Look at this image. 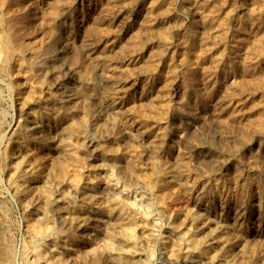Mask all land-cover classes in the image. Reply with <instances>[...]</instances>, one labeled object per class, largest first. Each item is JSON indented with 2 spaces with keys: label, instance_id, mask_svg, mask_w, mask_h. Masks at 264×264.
Here are the masks:
<instances>
[{
  "label": "rangeland",
  "instance_id": "rangeland-1",
  "mask_svg": "<svg viewBox=\"0 0 264 264\" xmlns=\"http://www.w3.org/2000/svg\"><path fill=\"white\" fill-rule=\"evenodd\" d=\"M3 1L0 251L6 263L264 264V1ZM61 1L70 7L60 9ZM195 1L196 12L182 7ZM82 134L90 138L83 146ZM166 249L172 258L164 257Z\"/></svg>",
  "mask_w": 264,
  "mask_h": 264
},
{
  "label": "bare ground",
  "instance_id": "bare-ground-1",
  "mask_svg": "<svg viewBox=\"0 0 264 264\" xmlns=\"http://www.w3.org/2000/svg\"><path fill=\"white\" fill-rule=\"evenodd\" d=\"M4 1H5V0H4ZM4 1H3V2H4ZM181 1H182V0H181ZM190 1H191V0H190ZM193 1H194V0H193ZM209 1H210V0H209ZM223 1H224V0H223ZM238 1H239V0H238ZM263 1H264V0H263ZM1 2H2V1H1ZM1 2H0V3H1ZM74 2H75V1H74ZM146 2H147V1H146ZM170 2H171V1H170ZM226 2H227V1H226ZM253 2H254V1H253ZM168 3H169V2H168ZM221 3H222V2H221ZM221 3H219V4H221ZM256 3H257V2H256ZM78 4H79V3H78ZM86 4H87V3H86ZM141 4H142V3H141ZM141 4H140V5H141ZM205 4H206V3H205ZM209 4H210V3H209ZM22 5H23V4H22ZM24 5H26V4H24ZM58 5H59L60 9H65V8L70 7V3H69L68 1H63V2L61 1ZM71 5H72V4H71ZM83 5H84V4H83ZM153 5H154V7L157 6V4H156V5L153 4ZM165 5H166V4H165ZM165 5H164V6H165ZM240 5H242V3H241ZM13 6H14V5H13ZM13 6H12V7H13ZM19 6H20V5H19ZM27 6H28V5H27ZM29 6H30V5H29ZM142 6H143V5H142ZM161 6H162V5H161ZM161 6H160V7H161ZM197 6H198V4H197V2L195 1V2H185V3H184V6H182V7H184V8H185L186 10H188V11H192V10H195ZM209 6H210V5H209ZM220 6H221V5H220ZM227 6H228V5H227ZM233 6H234V5H233ZM22 7H23V6H22ZM96 7H97V6H96ZM125 7H126V6H125ZM230 7H231V6H230ZM237 7H238V6H237ZM243 7H244V6H243ZM263 7H264V6H263ZM98 8H99V7H98ZM161 8H162V7H161ZM164 8H165V7H164ZM208 8H209V7H208ZM216 8H217V7H216ZM221 8H222V7H221ZM0 9H1V8H0ZM21 9H22V8H21ZM222 9H223V8H222ZM249 9H250V8H249ZM14 10H15V9H14ZM16 10H17V9H16ZM41 10H42V9H41ZM119 10H120V9H119ZM127 10H128V9H127ZM156 10H157V9H156ZM236 10H237V8H236ZM238 10H239V9H238ZM251 10H252V9H251ZM82 11H83V10H82ZM82 11H81V12H82ZM85 11H86V10H85ZM207 11H208V10H207ZM222 11H223V10H222ZM245 11H246V10H245ZM254 11H255V10H254ZM257 11H258V10H257ZM261 11H262V10H261ZM3 12H4V11H3ZM8 12H10L9 9H8ZM26 12H27V11H26ZM30 12H31V11H30ZM144 12H145V11H144ZM169 12H170V11H169ZM193 12H194V11H193ZM195 12H196V10H195ZM211 12L214 13L213 11H211ZM232 12H233V11H232ZM241 12H242V11H241ZM10 13H11V12H10ZM12 13H13V11H12ZM16 13H17V12H16ZM77 13H78V12H77ZM95 13H96V12H95ZM130 13H131V12H130ZM150 13H151V12H150ZM153 13H154V12H153ZM218 13H219V12H218ZM250 13H251V12H250ZM5 14H6V13H5ZM84 14H85V13H84ZM207 14H209V13H207ZM8 15H9V14H8ZM76 15H77V14H76ZM91 15H92V14H91ZM113 15H114V14H113ZM164 15H165V14H164ZM187 15H188V14H187ZM221 15H222V13H221ZM228 15H229V17H230V14H228ZM248 15H249V14H248ZM251 15H252V14H251ZM259 15H260V14H259ZM56 16H57V15H56ZM59 16H60V15H59ZM77 16H78V15H77ZM158 16H159V15H158ZM158 16H157V17H158ZM183 16H184V15H183ZM188 16H189V15H188ZM209 16H210V14H209ZM231 16H232V15H231ZM5 17H6V16H5ZM91 17H92V16H91ZM116 17H117V16H116ZM168 17H169V16H168ZM200 17H201V16H200ZM202 17H203V16H202ZM244 17H245V16H244ZM63 18H65V17H63ZM102 18H103V17H102ZM107 18H108V17H107ZM130 18H131V17H130ZM178 18H179V17H178ZM189 18H190V17H189ZM195 18H196V17H195ZM195 18H193V19L195 20ZM223 18H224V17H223ZM233 18H234V17H233ZM255 18H256V17H255ZM255 18H254V19H255ZM2 19H3V18H2ZM84 19H85V18H84ZM110 19H111V18H110ZM116 19H117V18H116ZM116 19H115V20H116ZM122 19H123V18H122ZM153 19H154V18H153ZM153 19H152V20H153ZM191 19H192V18H191ZM231 19H232V18H231ZM236 19H237V18H236ZM5 20H6V19H5ZM45 20H46V19H45ZM78 20H79V19H78ZM103 20H104V19H103ZM149 20H150V19H149ZM177 20H178V19H177ZM186 20H187V19H186ZM244 20H245V19H244ZM41 21H42V20H41ZM79 21H80V20H79ZM117 21H118V20H117ZM122 21H123V20H122ZM173 21H174V20H173ZM179 21H180V20H179ZM183 21H184V20H183ZM231 21H232V20H231ZM239 21H240V18H239ZM83 22H84V21H83ZM90 22H91V21H90ZM113 22H114V21H113ZM131 22H132V21H131ZM145 22H146V21H145ZM191 22H192V21H191ZM229 22H230V21H229ZM52 23H53V22H52ZM52 23H51V24H52ZM79 23H81V22H79ZM87 23H88V22H87ZM182 23H183V22H182ZM186 23H187V22H186ZM253 23H254V22H253ZM43 24H44V23H43ZM46 24H47V23H46ZM51 24H50V25H51ZM73 24H74V23H73ZM85 24H86V23H85ZM110 24H111V23H110ZM184 24H185V23H184ZM201 24H202V23H201ZM228 24H229V23H228ZM232 24H233V23H232ZM249 24H250V23H249ZM66 25H67V24H66ZM74 25H75V24H74ZM137 25H138V24H137ZM197 25H198V24H197ZM218 25H219V24H217L216 27H217ZM239 25H240V24H239ZM255 25H256V24H255ZM255 25H254V26H255ZM46 26H48V25H46ZM63 26H64V25H63ZM109 26H110V25H109ZM153 26H154V25H153ZM159 26H160V25H159ZM198 26H199V25H198ZM205 26H206V25H205ZM224 26H225V24H224ZM249 26H250V25H249ZM56 27H57V26H56ZM71 27H72V26H71ZM118 27H119V26H118ZM186 27H187V26H186ZM211 27H212V26H211ZM237 27H238V26H237ZM247 27H248V26H247ZM256 27H257V26H256ZM262 27H263V26H262ZM262 27H261V28H262ZM65 28H66V26H65ZM148 28H149V27H148ZM179 28H180V27H179ZM187 28H188V27H187ZM214 28H215V27H214ZM219 28H220V27H219ZM42 29H43V28H42ZM47 29H48V28H47ZM53 29H54V28H53ZM113 29H114V28H113ZM124 29H125V28H124ZM146 29H147V28H146ZM149 29H150V28H149ZM149 29H148V31H149ZM153 29H154V28H153ZM155 29H156V28H155ZM158 29H159V28H158ZM166 29H167V28H166ZM192 29H193V27H192ZM192 29H191V30H192ZM237 29H238V28H237ZM254 29H255V28H254ZM3 30H4V29H3ZM71 30H72V29H71ZM71 30H70V31H71ZM130 30H131V29H130ZM141 30H143V29H141ZM204 30H205V29H204ZM212 30H213V29H212ZM230 30H231V29H230ZM260 30H261V29H260ZM260 30H259V31H260ZM4 31H5V30H4ZM20 31H21V30H20ZM48 31H49V29H48ZM64 31H65V30H64ZM159 31H160V30H159ZM161 31H162V30H161ZM165 31H166V30H165ZM168 31H169V30H168ZM181 31H182V30H181ZM181 31H179V32H181ZM236 31H237V30H236ZM239 31H240V30H239ZM239 31H238V32H239ZM256 31H257V30H256ZM42 32H43V31H42ZM75 32H76V31H75ZM192 32H193V31H192ZM197 32H198V31H197ZM201 32H202V31H201ZM208 32H209V31H208ZM232 32H233V31H232ZM111 33H112V32H111ZM119 33H120V32H119ZM141 33H144V31H143V32L141 31ZM151 33H152V32H151ZM161 33H163V31H162ZM164 33H165V32H164ZM195 33H196V32H195ZM229 33H231V32H229ZM240 33H241V32H240ZM112 34H114V33H112ZM126 34H127V33H126ZM144 34H145V33H144ZM156 34H157V33H156ZM206 34H207V33H206ZM231 34H232V33H231ZM257 34H258V33H257ZM259 34H260V33H259ZM67 35H68V34H67ZM150 35H152V34H150ZM157 35H158V34H157ZM162 35H164V34H162ZM170 35H171V34H170ZM212 35H213V34H212ZM224 35H225V34H224ZM131 36H132V35H131ZM142 36H143V34H142ZM160 36H161V34H160ZM206 36H207V35H206ZM213 36H214V35H213ZM216 36H217V35H216ZM232 36H233V35H232ZM46 37H47V36H46ZM119 37H120V36H119ZM155 37H156V36H155ZM155 37H154V35H153V38H155ZM168 37H169V36H168ZM170 37H171V36H170ZM226 37H227V36H226ZM256 37H257V36H256ZM134 38H135V37H134ZM150 38H151V37H150ZM153 38H151V39H153ZM161 38H162V37H161ZM163 38H164V37H163ZM163 38H162V39H163ZM192 38H193V37H192ZM200 38H202V37L200 36ZM251 38H252V37H251ZM159 39H160V38H159ZM222 39H223V38H222ZM227 39H228V38H227ZM9 40H11V39H10V36L7 35V41H9ZM64 40H65V39H64ZM106 40H107V39H106ZM106 40H105V42H106ZM139 40H140V39H139ZM145 40H146V39H145ZM145 40H143V41H145ZM149 40H150V39H149ZM164 40H165V39H164ZM181 40H182V39H181ZM218 40H219V39H218ZM256 40H257V39H256ZM262 40H263V39H262ZM108 41H109V40H108ZM118 41H119V40H118ZM172 41H173V40H172ZM199 41H200V39H199ZM220 41H221V40H220ZM236 41H237V40H236ZM238 41H239V40H238ZM251 41H252V40H251ZM263 41H264V40H263ZM75 42H77V41H75ZM170 42H171V41H170ZM188 42H189V41H188ZM207 42H208V41H207ZM7 43H8V42H7ZM12 43H13V42H12ZM102 43H103V42H102ZM120 43H121V42H120ZM129 43H130V42H129ZM165 43H166V42H165ZM222 43H223V42H222ZM226 43H227V42H226ZM10 44H11V43H10ZM13 44H14V43H13ZM115 44H116V42H115ZM175 44H176V43H175ZM142 45H143V44H142ZM214 45H215V44H214ZM248 45H250V44H248ZM259 45H260V43H259ZM9 46H10V45H9ZM12 46H13V45H12ZM126 46H127V45H126ZM138 46H139V45H138ZM146 46H147V44H146ZM175 46H176V45H175ZM212 46H213V45H212ZM226 46H227V45H226ZM260 46H261V45H260ZM115 47H116V46H115ZM171 47H172V46H171ZM202 47H203V45H202ZM206 47H207V46L205 45V49H206ZM224 47H225V45H224ZM261 47H263V46H261ZM7 48H8V47H7ZM62 48H63V47H62ZM94 48H95V47H94ZM123 48H125V47L123 46ZM130 48H131V47H130ZM138 48H139V47H138ZM217 48H218V47H217ZM254 48H255V47H254ZM68 49H69V48H68ZM211 49H212V48H211ZM59 50H60V49H59ZM83 50H84V49H83ZM209 50H210V49H209ZM258 50H259V49H258ZM263 50H264V49H262V51H263ZM64 51H65V50H64ZM123 51H124V50H123ZM128 51H129V50H128ZM133 52H134V51H133ZM143 52H144V51H142V53H143ZM256 52H257V51H256ZM61 53H62V51H61ZM120 53H121V52H120ZM213 53H214V52H213ZM216 53H217V52H216ZM218 53H219V52H218ZM251 53H252V52H251ZM133 54H134V53H133ZM136 54H137V53H136ZM204 54H205V53H204ZM255 54H256V53H255ZM255 54H254V55H255ZM261 54H262V56H263V53H261ZM261 54H260V55H261ZM51 55H52V54H51ZM125 55H126V54H125ZM201 55H202V54H201ZM221 55H222V54H221ZM49 56H50V55H49ZM146 56H147V55H146ZM199 56H200V55H199ZM204 56H205V55H204ZM224 56H225V55H224ZM230 56H231V55H230ZM245 56H246V55H245ZM117 57H118V56H117ZM138 57H139V56H138ZM29 58H30V57H29ZM221 58H222V57H221ZM258 58H259V56H258ZM261 58H262V57H261ZM52 59H53V58H52ZM57 59H58V58H57ZM244 59H245V58H244ZM252 59H253V58H252ZM256 59H257V58H256ZM107 60H108V59H107ZM125 60H126V59H125ZM125 60H124V61H125ZM128 60H129V59H128ZM136 60H137V59H136ZM151 60H152V59H151ZM154 60H155V59H154ZM177 60H178V59H177ZM203 60H204V59H203ZM50 61H51V60H50ZM121 61H122V60H121ZM190 61H191V60H190ZM190 61H189V62H190ZM241 61H242V60H241ZM260 61H261V60H260ZM34 62H35V61H34ZM116 62H117V61H116ZM142 62H143V61H142ZM148 62H150V61H148ZM184 62H185V61H184ZM233 62H234V61H233ZM243 62H244V61H243ZM247 62H248V61H247ZM249 62H250V61H249ZM102 63H103V62H102ZM179 63H181V62H179ZM196 63H197V62H196ZM259 63H260V62H259ZM259 63H258V64H259ZM53 64H54V63H53ZM53 64H52V65H53ZM125 64H126V63H125ZM183 64H184V63H183ZM186 64H187V63H186ZM240 64H241V63H240ZM252 64H253V63H252ZM57 65H58V64H57ZM57 65H56V66H57ZM263 65H264V64H263ZM181 66H182V65H181ZM192 66H193V65H192ZM210 66H211V65H210ZM76 67H77V66H76ZM213 67H214V66H213ZM219 67H220V66H219ZM120 68H121V67H120ZM132 68H133V67H132ZM209 68H210V67H209ZM211 68H212V67H211ZM259 68H260V66H259ZM261 68H262V67H261ZM63 69H64V68H63ZM178 69H179V68H178ZM181 69H182V68H181ZM57 70H58V69H57ZM70 70H71V69H70ZM117 70H118V69H117ZM117 70H116V71H117ZM119 70H120V69H119ZM134 70H135V69H134ZM208 70H209V69H208ZM253 70H254V69H253ZM256 70H257V69H256ZM39 71H40V70H39ZM116 71H115V72H116ZM123 71H124V70H123ZM178 71H179V70H178ZM183 71H184V70H183ZM216 71H217V69H216ZM223 71H224V70H223ZM260 71H262V70H260ZM108 72H109V71H108ZM127 72H128V71H127ZM139 72H140V71H139ZM176 72H177V71H176ZM256 72H257V71H256ZM258 72H259V71H258ZM54 73H55V71L53 72V74H54ZM111 73H112V72H111ZM184 73H185V72H184ZM206 73H207V72H206ZM232 73H233V71H232ZM207 74H208V73H207ZM137 75H138V74H137ZM139 75H140V74H139ZM217 75H218V74H217ZM253 75H255V74H253ZM53 76H54V75H53ZM55 76H56V75H55ZM106 76H107V75H106ZM128 76H129V75H128ZM133 76H135V75H133ZM181 76H182V75H181ZM213 76H214V75H213ZM218 76H219V75H218ZM226 76H227V75H226ZM233 76H234V75H233ZM109 77H110V76H109ZM155 77H156V76H155ZM175 77H177V76H175ZM224 77H225V76H224ZM254 77H256V76H254ZM111 78H112V77H111ZM206 78H207V77H206ZM243 78H244V77H243ZM243 78H242V79H243ZM247 78H248V77H247ZM62 79H63V78H62ZM106 79H107V78H106ZM109 79H110V78H109ZM112 79H113V78H112ZM173 79H175V78L173 77ZM182 79H183V77H182ZM185 79H186V78H185ZM223 79H224V78H223ZM242 79H241V80H242ZM244 79H245V78H244ZM249 79H250V78H249ZM251 79H252V77H251ZM59 80H60V79H59ZM132 80H133V79H132ZM175 80H176V79H175ZM253 80H254V79H253ZM253 80H252V81H253ZM83 81H84V80H83ZM232 81H233V80H232ZM234 81H236V80H234ZM243 81H244V80H243ZM243 81H241V82L243 83ZM246 81H247V79H246ZM250 81H251V80H250ZM254 81H255V80H254ZM177 82H178V81H177ZM220 82H221V81H220ZM244 82H245V81H244ZM256 82H257V81H256ZM87 83H88V81H87ZM208 83H209V82H208ZM238 83H239V82H238ZM242 83H241V84H242ZM245 83H246V82H245ZM245 83H243V84H245ZM258 83H259V82H258ZM102 84H103V83H102ZM137 84H138V83H137ZM174 84H175V83H174ZM202 84H203V83H202ZM236 84H237V83H236ZM90 85H91V84H90ZM204 85H206V84L204 83ZM237 85H239V84H237ZM253 85H254V84H253ZM255 85H256V84H255ZM68 86H69V85H68ZM122 86H123V85H122ZM94 87H95V86H94ZM167 87H168V86H167ZM171 87H172V86H171ZM219 87H220V86H219ZM240 87H241V86H240ZM45 88H46V87H45ZM60 88H61V87H60ZM96 88H97V87H96ZM232 88H233V87H232ZM51 89H52V88H51ZM169 89H170V88H169ZM251 89H252V87H251ZM251 89H250V90H251ZM42 90H43V88H42ZM44 90H45V89H44ZM49 90H50V89H49ZM49 90H48V92H49ZM56 90H57V89H56ZM60 90H61V89H60ZM97 90H98V89H97ZM126 90H127V89H126ZM126 90H125V91H126ZM176 90H177V89H176ZM234 90H235V89H234ZM107 91H108V90H107ZM166 91H167V90H166ZM174 91H175V90H174ZM236 91H237V90H236ZM238 91H239V90H238ZM244 91H245V90H244ZM257 91H258V90H257ZM115 92H116V91H115ZM117 92H118V91H117ZM167 92H168V91H167ZM221 92H222V91H221ZM223 92H225V91H223ZM239 92H240V91H239ZM109 93H110V92H109ZM112 93H113V92H112ZM118 93H119V92H118ZM118 93H117V94H118ZM217 93H218V92H217ZM232 93H233V92H232ZM232 93H231V95H233ZM252 93H253V92H252ZM110 94H111V93H110ZM121 94H123V93H121ZM166 94H167V93H166ZM170 94H171V93H170ZM58 95H60V94H58ZM111 95H112V94H111ZM164 95H165V94H164ZM213 95H214V94H213ZM218 95H219V94H218ZM231 95H230V96H231ZM263 95H264V94H263ZM125 96H126V95H125ZM162 96H163V95H162ZM228 96H229V95H228ZM230 96H229V97H230ZM163 97H164V96H163ZM262 97H263V96H262ZM243 98H244V97H243ZM56 99H57V98H56ZM38 100H39V99H38ZM120 100H121V99H120ZM228 100H229V99H228ZM102 101H103V100H102ZM106 101H107V100H106ZM56 102H57V101H56ZM121 102H122V101H121ZM127 102H128V101H127ZM236 102H237V101H236ZM108 103H109V102H108ZM110 103H111V102H110ZM116 103H117V102H116ZM124 103H125V102H124ZM183 103H184V102H183ZM212 103H213V102H212ZM217 103H218V102H217ZM261 103H262V102H261ZM261 103H260V104H261ZM231 104H232V103H231ZM252 104H253V103H252ZM107 105H108V104H107ZM116 105H117V104H116ZM181 105H182V104H181ZM206 105H207V104H206ZM206 105H205V107H207ZM211 105H212V104H211ZM248 105H249V104H248ZM98 107H99V106H98ZM109 107H110V105H109ZM183 107H184V105H183ZM201 107H202V106H201ZM212 107H213V106H212ZM225 107H226V106H225ZM228 107H229V106H228ZM241 107H242V106H241ZM243 107H244V105H243ZM85 108H86V107H85ZM163 108H165V107H163ZM168 108H169V107H168ZM173 108H174V107H173ZM247 108H248V107H247ZM247 108H245V109H247ZM86 109H87V108H86ZM208 109H209V108H208ZM215 109H216V108H215ZM119 110H120V109H119ZM126 110H127V109H126ZM170 110H171V109H170ZM185 110H186V109H185ZM256 110H257V109H256ZM112 111H113V110H112ZM123 111H124V110H123ZM128 111H129V110H128ZM128 111H127V112H128ZM183 111H184V109H183ZM186 111H187V110H186ZM202 111H203V110H202ZM214 111H215V110H214ZM83 112H84V111H83ZM125 112H126V111H125ZM223 112H224V111H223ZM232 112H233V111H232ZM95 113H96V112H95ZM116 113H117V112H116ZM116 113H115V114H116ZM170 113H171V112H170ZM196 113H197V112H196ZM221 113H222V112H221ZM239 113H240V112H239ZM252 113H253V111H252ZM254 113H255V112H254ZM178 114H179V113H178ZM178 114H177V115H178ZM226 114H227V113H226ZM226 114H225V115H226ZM236 114H237V113H236ZM88 115H90V114H88ZM103 115H104V114H103ZM177 115H176V116H177ZM211 115H212V114H211ZM225 115H224V116H225ZM100 116H101V115H100ZM176 116H175V117H176ZM240 116H241V115H240ZM240 116H239V117H240ZM249 116H250V115H249ZM255 116H256V115H255ZM104 117H105V116H104ZM110 117H111V116H110ZM118 117H119V116H118ZM222 117H223V116H222ZM96 118H97V117H96ZM126 118H127V117H126ZM200 118H201V117H200ZM237 118H238V117H237ZM161 119H162V118H161ZM168 119H169V118H168ZM96 120H97V119H96ZM101 120H102V119H101ZM114 120H115V119H114ZM165 120H166V119H165ZM213 120H214V119H212V121H213ZM85 121H86V120H85ZM88 121H89V120H88ZM99 121H100V120H98V122H99ZM188 121H189V120H188ZM167 122H168V121H167ZM180 122H181V121H180ZM184 122H185V121H184ZM43 123H44V122H43ZM90 123H91V122H90ZM109 123H110V122H109ZM192 123H193V122H192ZM203 123H204V122H203ZM217 123H218V122H217ZM217 123H216V124H217ZM222 123H223V122H222ZM224 123H225V122H224ZM46 124H47V123H46ZM91 124H92V123H91ZM214 124H215V123H214ZM216 124H215V125H216ZM108 125H109V124H108ZM137 125H138V124H137ZM221 125H222V124H221ZM96 126H97V125H96ZM99 126H100V125H99ZM118 126H119V125H118ZM186 126H187V125H185V127H186ZM199 126H200V125H199ZM199 126H198V127H199ZM212 126H213V125H212ZM217 126H218V125H217ZM223 126H224V125H223ZM227 126H228V125H227ZM104 127H105V126H104ZM110 127H111V125H110ZM110 127H109V128H110ZM171 127H172V126H171ZM171 127H170V128H171ZM177 127H178V126H177ZM181 127H182V126H181ZM202 127H203V126H202ZM206 127H207V126H206ZM213 127H214V126H213ZM99 128H100V127H99ZM106 128H108V127L106 126ZM111 128H112V127H111ZM113 128H114V127H113ZM115 128H116V127H115ZM167 128H168V127H167ZM209 128H210V127H209ZM214 128H216V127H214ZM220 128H221V127H220ZM224 128H225V127H224ZM224 128H223V129H224ZM95 129H96V128H95ZM119 129H120V128H119ZM172 129H173V128H172ZM188 129H189V128H188ZM196 129H197V128H196ZM207 129H208V128H207ZM227 129H230V128H227ZM84 130H85V129H84ZM124 130H125V128H124ZM182 130H184V129H182ZM182 130H181V131H182ZM190 130H191V128H190ZM194 130H195V129H194ZM202 130H203V129H202ZM225 130H226V129H225ZM254 130H255V129H254ZM254 130H253V131H254ZM95 131H96V130H95ZM109 131H110V130H109ZM148 131H149V130H147V132H148ZM187 131H189V130H187ZM187 131H186V132H187ZM192 131H193V130H192ZM231 131H232V130H231ZM234 131H235V130H234ZM258 131H259V130H258ZM81 132H82V131H81ZM107 132H108V131H107ZM107 132H106V133H107ZM132 132H133V131H132ZM143 132H144V131H143ZM254 132H255V131H254ZM28 133H29V132H28ZM78 133H79V132H78ZM104 133H105V130H104ZM118 133H119V132H118ZM120 133H121V132H120ZM123 133H124V132H123ZM129 133H130V132H129ZM137 133H138V132H137ZM152 133H153V132H152ZM160 133H161V132H160ZM162 133H163V132H162ZM162 133H161V134H162ZM174 133H175V132H174ZM178 133H179V132H178ZM188 133H190V132H188ZM216 133H217V132H216ZM216 133H215V134H216ZM225 133H227V131H226ZM260 133H261V132H260ZM107 134H108V133H107ZM111 134H112V133H111ZM179 134H180V133H179ZM184 134H185V133H184ZM195 134H196V133H195ZM202 134H203V133H202ZM254 134H255V133H254ZM257 134H258V133H257ZM262 134H263V133H262ZM74 135H75V134H74ZM90 135H91V134H90ZM90 135H89V136H90ZM123 135H124V134H123ZM127 135H128V134H127ZM129 135H130V134H129ZM159 135H160V134H159ZM167 135H168V134H167ZM213 135H214V134H213ZM248 135H250V134H248ZM258 135H259V134H258ZM60 136H61V135H60ZM63 136H64V135H63ZM98 136H99V135H98ZM111 136H112V135H111ZM140 136H141V135H140ZM142 136H143V135H142ZM146 136H147V135H146ZM153 136H154V135H153ZM192 136H193V135H192ZM195 136H196V135H195ZM57 137H58V135H57ZM57 137H56V138H57ZM91 137H92V136H91ZM100 137H101V136H100ZM103 137H104V136H103ZM130 137H132V136H130ZM98 138H99V137H98ZM107 138H108V137H107ZM110 138H113V136L110 137ZM121 138H122V135H121ZM125 138H126V137H125ZM137 138H138V137H137ZM165 138H166V137H165ZM179 138H180V137H179ZM188 138H189V137H188ZM197 138H198V137H197ZM226 138H227V137H226ZM262 138H263V137H262ZM86 139H87V137L84 136V135L82 134V135H81V139L79 140V141L81 142V144H80L81 146H83L84 143L86 144V142H85ZM88 139H90V138H88ZM88 139H87V140H88ZM123 139H124V136H123ZM177 139H178V138H177ZM220 139H222V138L220 137ZM232 139H233V138H232ZM33 140H34V139H33ZM77 140H78V139H77ZM96 140H97V139H96ZM99 140H100V139H99ZM112 140H113V139H112ZM115 140H116V139H115ZM118 140H119V139H118ZM121 140H122V139H121ZM127 140H128V139H127ZM188 140H189V139H188ZM211 140H212V139H211ZM247 140H248V139H247ZM258 140H259V139H258ZM260 140H261V139H260ZM92 141H94V140H92ZM125 141H126V139H125ZM131 141H132V140H131ZM142 141H143V140H142ZM184 141H185V140H183V142H184ZM198 141H200V140H198ZM208 141H209V140H208ZM248 141H249V140H248ZM97 142H98V141H97ZM181 142H182V141H181ZM181 142H180V143H181ZM185 142H186V141H185ZM194 142H196V141H194ZM215 142H216V141H215ZM229 142H230V141H229ZM243 142H244V141H243ZM94 143H95V142H94ZM128 143L130 144V142H128ZM140 143H141V142H140ZM142 143H143V142H142ZM152 143H153V142H152ZM163 143H164V142H163ZM170 143H171V142H170ZM210 143H211V142H210ZM53 144H54V143H53ZM74 144H75V142H74ZM109 144H110V143H109ZM131 144H132V143H131ZM136 144H137V143H136ZM159 144H160V143H159ZM199 144H200V142H199ZM216 144H217V143H216ZM220 144H221V143H220ZM222 144H223V143H222ZM250 144H251V143H250ZM113 145L115 146L114 143H113ZM143 145H144V144H143ZM154 145H155V144H154ZM169 145H170V144H169ZM208 145H210V144H208ZM53 146H54V145H53ZM53 146H52V147H53ZM118 146H120V145H118ZM125 146H126V145H125ZM135 146H137V145H135ZM145 146H146V145H145ZM203 146H204V145H203ZM212 146H213V145H212ZM214 146H215V145H214ZM235 146H238V145H235ZM259 146H260V145H259ZM48 147H50V146H48ZM98 147H99V146H98ZM238 147H239V146H238ZM242 147H243V146H242ZM15 148H16V146H15ZM82 148H83V147H82ZM101 148H102V147H101ZM103 148H104V147H103ZM111 148H112V147H111ZM113 148H114V147H113ZM113 148H112V149H113ZM115 148H117V147H115ZM126 148H127V147H126ZM159 148H160V147H159ZM159 148H158V149H159ZM187 148H188V147H187ZM217 148H218V147H217ZM94 149H95V148H94ZM106 149H107V148H106ZM123 149H124V148H123ZM127 149H128V148H127ZM184 149H185V148H184ZM35 150H36V149H35ZM41 150H42V149H41ZM92 150H93V149H92ZM104 150H105V149H104ZM119 150H120V149H119ZM151 150H152V149H151ZM151 150H150V151H151ZM159 150H160V149H159ZM197 150H198V149H197ZM212 150H213V149H212ZM239 150H240V149H239ZM254 150H255V148H254ZM95 151H96V150H95ZM113 151H116V149L113 150ZM135 151H136V150H135ZM139 151H140V150H139ZM206 151H207V150H206ZM244 151H245V150H244ZM44 152H45V151H44ZM101 152H102V151H101ZM107 152H108V151H107ZM118 152H119V151H118ZM155 152H156V150H155ZM188 152H189V151H188ZM227 152H228V151H227ZM83 153H84V152H83ZM92 153H93V151H92ZM108 153H109V152H108ZM128 153H129V152H128ZM139 153H140V152H139ZM193 153H194V152H193ZM214 153H215V151H214ZM259 153H261V152H259ZM182 154H183V152H182ZM209 154H210V153H209ZM247 154H248V153H247ZM250 154H251V153H250ZM81 155H82V154H81ZM113 155H116V153H114ZM149 155H150V154H149ZM184 155H185V154H184ZM184 155H183V156H184ZM235 155H236V154H235ZM241 155H242V154H241ZM259 155H260V154H259ZM86 156H87V155H86ZM95 156H96V155H95ZM106 156H107V155H106ZM134 156H135V155H134ZM134 156H133V157H134ZM225 156H226V155H225ZM83 157H84V154H83ZM92 157H94V156H92ZM181 157H182V156H181ZM206 157H207V156H206ZM209 157H210V156H209ZM211 157H212V156H211ZM245 157H246V156H245ZM80 158H81V157H80ZM98 158H99V157H98ZM108 158H109V157H108ZM114 158H115V157H114ZM118 158H119V157H118ZM183 158H184V157H183ZM227 158H228V157H227ZM84 159H85V158H84ZM94 159H95V158H94ZM179 159H180V158H179ZM208 159H209V158H208ZM214 159H215V158H214ZM223 159H224V158H223ZM223 159H222V160H223ZM88 160H90V159H88ZM130 160H131V159H130ZM133 160H134V159H133ZM187 160H188V159H187ZM197 160H198V159H197ZM241 160H242V159H241ZM81 161H82V160H81ZM125 161H126V160H125ZM199 161H200V160H199ZM220 161H221V160H220ZM220 161H219V162H220ZM242 161H243V160H242ZM83 162H84V161H83ZM104 162H106V161H104ZM111 162H112V161H111ZM133 162H134V161H133ZM192 162H193V161H192ZM200 162H201V161H200ZM205 162H206V160H205ZM215 162H216V161H215ZM246 162H247V160H246ZM246 162H245V163H246ZM248 162H249V161H248ZM118 163H120V166H121L122 170H124L126 173H131V168H130V166H129L128 164L123 163V162H120V160H118ZM197 163H198V161L196 162V165H197ZM206 163H207V162H206ZM212 163H213V162H212ZM233 163H234V161H233ZM240 163H241V162H240ZM245 163H244V164H245ZM115 164H117V163H115ZM185 164H186V163H185ZM198 164H199V163H198ZM214 164H215V163H214ZM241 164H242V163H241ZM241 164H240V165H241ZM33 165H34V164H33ZM37 165H38V164H37ZM132 165H133V164H132ZM138 165H139V164H138ZM172 165H173V163H172ZM202 165H204V164H202ZM208 165H209V163H208ZM116 166H117V165H116ZM35 167H36V166H35ZM173 167H174V165H173ZM203 167H204V166H203ZM209 167H210V166H209ZM246 167H247V166H246ZM203 169H204V168H203ZM208 169H209V168H208ZM206 170H207V168H206ZM22 172H23V171H22ZM125 172H124V173H125ZM135 172H136V171H135ZM214 173H215V172H214ZM132 174H133V171H132ZM18 176H19V174L17 175V177H18ZM15 178H16V177H15ZM129 179H130V178H129ZM131 180H132V179H131ZM133 180L136 181L135 178H134ZM51 181H52V180H51ZM24 182H25V181H24ZM32 182H33V181H32ZM27 183H28V182H27ZM43 183H44V182H43ZM45 183H46V182H45ZM58 183H59V182H58ZM62 183H63V182H62ZM62 183H61V184H62ZM33 184H34V183H33ZM39 184H40V183H39ZM50 184H51V183H50ZM52 184H53V183H52ZM53 185H54V184H53ZM53 185H52V186H53ZM77 185H78V184H77ZM28 186H29V185H28ZM56 186H57V185H56ZM56 186H55V187H56ZM58 186H59V185H58ZM35 187H36V186H35ZM81 187H82V186H81ZM52 188H54V187H51V189H52ZM23 189H24V188H23ZM35 189H36V188H35ZM35 189H34V190H35ZM74 189H75V188H74ZM81 189H83V188H81ZM34 190H33V191H34ZM33 191H32V193H34ZM55 191H56V190H55ZM79 191H80V190H79ZM25 192H26V191H25ZM71 192H72V191H71ZM73 192H74V191H73ZM80 192H81V191H80ZM84 192H85V189H84ZM84 192H83V193H84ZM32 193H31V194H32ZM35 193H36V191H35ZM90 193H91V192H90ZM37 194H38V193H36V195H37ZM52 194H53V193H52ZM54 194H55V193H54ZM44 195H45V194H44ZM57 196H59V195H57ZM57 196H56V197H57ZM43 197H44V196H43ZM54 197H55V196H54ZM67 197H68V196H67ZM35 198H36V196H35ZM35 198H34V199H35ZM49 198H50V197H49ZM76 198H77V196H76ZM97 198H98V197H97ZM36 199H37V198H36ZM40 199H41V198H40ZM42 199H43V198H42ZM57 199H59V198L57 197ZM63 199H64V198H63ZM71 199H72V198H71ZM114 199H115V198H114ZM116 199H117V198H116ZM38 200H39V199H38ZM73 200H74V199H73ZM79 200H80V199H79ZM43 201H44V200H43ZM77 201H78V198H77ZM93 201H94V200H93ZM61 202H63V201H61ZM90 202H91V200H90ZM81 203H82V202H81ZM49 204H50V203H49ZM49 204H48V205H49ZM89 204H90V203H89ZM96 204H97V203H96ZM121 204H122V203H121ZM52 205H53V203H52ZM84 205H86V204H84ZM73 206H74V205H73ZM73 206H72V207H73ZM46 207H47V206H46ZM63 207H64V206H63ZM74 208H75V207H74ZM90 208H91V207H90ZM50 209H51V208H50ZM71 209H72V208H71ZM109 210H110V209H109ZM57 211H58V210H57ZM55 212H56V211H54V213H55ZM62 212H63V211H62ZM86 213H87V212H85V214H86ZM32 214H33V213H32ZM76 214H77V213H76ZM259 215H260V214H259ZM100 216H101V215H100ZM104 217H105V216H104ZM254 217H255V216H254ZM258 217H259V216H258ZM125 219H126V218H125ZM245 219H246V218H245ZM31 220H32V219H31ZM249 220H250V219H249ZM29 222H30V221H29ZM96 222H97V221H96ZM137 222H138V221H137ZM38 223H39V222H38ZM242 223H244V222H242ZM238 225H239V224H238ZM238 225H237V226H238ZM252 225H253V224H252ZM0 226H1V225H0ZM30 226H33V225H30ZM33 227H34V226H33ZM47 227H48V226H47ZM80 227H81V226H80ZM115 227H116V226H115ZM256 227H257V226H256ZM261 227H262V226H261ZM2 228H3V227H2ZM119 228H120V227H119ZM247 228H248V226H247ZM116 229H117V227H116ZM140 229H141V228H140ZM262 229H263V228H262ZM1 230H2V229H1ZM27 230H28V229H27ZM117 230H118V229H117ZM146 230H147V229H146ZM263 230H264V229H263ZM118 231H119V230H118ZM242 231H243V229H242ZM254 231H255V230H254ZM3 232H4V230H3ZM137 232H138V231H137ZM256 232H257V231H256ZM36 233H37V232H36ZM36 233H35V235H36ZM42 233H43V232H42ZM42 233H41V235H42ZM143 233H144V231H143ZM143 233H141V234L144 236ZM242 233H243V232H242ZM166 234H168V233H166ZM251 234H252V233H251ZM33 235H34V234H33ZM43 235H44V234H43ZM142 235H141V236H142ZM152 235H153V234H152ZM242 235H243V234H242ZM7 236H9V235H7ZM27 236H28V235H27ZM37 236H38V235H37ZM119 236H120V235H119ZM153 236L155 237V234H154ZM253 236H254V235H253ZM4 237H5V236H4ZM136 237H137V236H136ZM167 237H168V236H167ZM5 238H6V237H5ZM30 238H31V237H30ZM38 238H39V237H38ZM156 238H157V236H156ZM255 238H256V237H255ZM258 238H259V237H258ZM7 239H8V238H7ZM137 239H138V238H137ZM142 239H143V238H142ZM157 239H158V238H157ZM166 239H167V238H166ZM5 240H6V239H5ZM147 240H148V239H147ZM155 240H156V239H155ZM8 241H9V240H8ZM28 241H30V240H28ZM148 241H149V240H148ZM164 241H165V240H164ZM149 242H151V241H149ZM6 243H7V241H6ZM6 243H4V244H6ZM8 243H9V242H8ZM28 243H29V242H28ZM132 243H133V242H132ZM174 243H175V242H174ZM4 244H3V245H4ZM149 244H151V243H149ZM26 245H27V243H26ZM145 245H146V244H145ZM152 245H153V242H152ZM176 245H177V244H176ZM176 245H175V246H176ZM252 245H253V244H251V246H252ZM128 246H129V245H128ZM172 246H173V245H172ZM179 246H181V245H179ZM251 246L249 245V247H251ZM257 246H258V245H257ZM163 247H164V246H163ZM166 247H167V246H166ZM170 247H171V245H170ZM173 247H174V246H173ZM176 247H177V246H176ZM182 247H183V246H182ZM253 247H254V246H253ZM5 248H6V247H5ZM8 248H9V247H8ZM158 248H159V247H158ZM167 248H169V247H167ZM176 249H177V248H176ZM176 249H175V250H176ZM179 249H180V248H179ZM179 249H178V250H179ZM258 249H259V248H258ZM124 250H125V249H124ZM171 250H172V249H171ZM171 250H170V251H171ZM185 250H186V249H185ZM248 250H249V249H248ZM9 251H10V249H9ZM159 251H160V250H159ZM170 251L166 249V251L163 252L165 258H170V257L172 258V253H171ZM176 251H177V250H176ZM179 251H180V250H179ZM256 251H257V250H256ZM115 252H116V251H115ZM120 252H121V251H120ZM172 252H173V251H172ZM250 252H251V250H250ZM9 253H11V252H9ZM34 253H35V252H34ZM175 253H176V252H175ZM175 253H173V255H175ZM247 253H248V252H247ZM254 253H255V252H254ZM254 253H252V254H254ZM118 254H119V253H118ZM121 254H122V253H121ZM40 255H41V254H40ZM45 255H46V254H44V256H45ZM116 255H117V253H116ZM122 255H123V254H122ZM128 255H129V254H128ZM160 255H161V254H160ZM177 255H178V253H177ZM182 255H185V254H182ZM186 255H187V254H186ZM34 256H35V255H34ZM44 256H43V257H44ZM95 256H96V258H97V255H95ZM95 256H94V257H95ZM98 256H99V255H98ZM111 256H112V255H111ZM187 256H188V255H187ZM190 256H191V255H190ZM251 256H252V255H251ZM35 257H36V256H35ZM43 257H42V259H43ZM108 257H109V256H108ZM108 257H107V259H108ZM123 257H124V256H123ZM126 257H127V256H126ZM181 257H182V256H181ZM184 257H185V256H184ZM198 257H199V256H198ZM9 258L12 259V258L10 257V255H9ZM9 258H8V260H10ZM40 258H41V256H40ZM92 258H93V257H92ZM129 258H131V257H129ZM182 258H183V257H182ZM192 258H193V257H192ZM195 258H196V257H195ZM204 258H205V257H204ZM44 259H46V257H45ZM49 259H50V258H49ZM122 259H123V258H122ZM162 259H163V258H162ZM185 259H186V258H185ZM244 259H245V258H244ZM244 259H243V260H244ZM246 259H248V258H246ZM246 259H245V260H246ZM251 259H253V258H251ZM251 259H250V260H251ZM254 259H255V258H254ZM105 260H106V258H105ZM131 260H132V259H131ZM172 260H173V259H172ZM179 260H180V259H179ZM194 260H195V259H194ZM201 260H202V259H201ZM201 260H200V261H201ZM6 261H7V260H6V256H4L3 253L0 251V264H7ZM42 261H43V260H42ZM92 261H93V260H92ZM125 261H126V260H125ZM165 261H166V260H165ZM168 261H169V260H168ZM170 261H171V260H170ZM37 262H39V261H37ZM46 262H47V260H46ZM46 262H44V263H46ZM116 262H117V261H116ZM178 262H179V261H178ZM196 262H197V261H196ZM247 262H248V261H247ZM42 263H43V262H42ZM42 263L40 262V264H42ZM53 263H54V262H53ZM80 263H81V262H80ZM96 263H97V262H96ZM252 263H253V262H252ZM254 263H255V262H254ZM37 264H38V263H37ZM164 264H165V263H164ZM170 264H171V263H170ZM178 264H179V263H178ZM188 264H195V263H194V262H190V263H188ZM198 264H204V263H199V262H198ZM243 264H244V263H243ZM248 264H249V262H248ZM255 264H256V263H255Z\"/></svg>",
  "mask_w": 264,
  "mask_h": 264
}]
</instances>
